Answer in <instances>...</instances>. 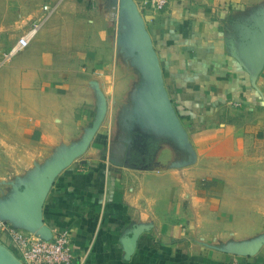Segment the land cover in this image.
<instances>
[{"label":"crops","instance_id":"crops-1","mask_svg":"<svg viewBox=\"0 0 264 264\" xmlns=\"http://www.w3.org/2000/svg\"><path fill=\"white\" fill-rule=\"evenodd\" d=\"M132 1L186 144L118 128V106L138 104L147 80L120 0H0V217L67 229L81 264H264V0ZM48 165L33 227L16 191ZM6 237L5 263L23 264Z\"/></svg>","mask_w":264,"mask_h":264},{"label":"water","instance_id":"water-1","mask_svg":"<svg viewBox=\"0 0 264 264\" xmlns=\"http://www.w3.org/2000/svg\"><path fill=\"white\" fill-rule=\"evenodd\" d=\"M119 10L121 13L125 12L127 19L130 23L132 22L125 39L128 37L129 44H132L133 48L137 50L136 52L139 63L145 68V71H147L145 74L147 80H145V85L143 84L140 96H138L137 99L138 104L143 106L140 120L143 122L142 126L143 128L150 130L173 132L180 136V144L184 146L186 144L185 133L182 130L180 121L164 88L157 57L152 47L150 37L144 29L140 11L132 0H120ZM125 16L124 19L126 20ZM255 45L261 46L259 50V58L261 60H259V64H261L264 61V35L255 43ZM55 173L56 167L48 165L45 168L42 180L36 187L24 185L21 189L16 191V198L20 201H24L26 204V216L30 225L33 227H40L41 225L42 204ZM0 220L9 223L14 227L32 232L29 228H22L10 223L7 218L0 217ZM140 231L139 227L132 229V235L128 240L129 252L135 247L136 238ZM36 235L45 239L51 237L50 234ZM4 252H6V250L0 245V264H6L3 258Z\"/></svg>","mask_w":264,"mask_h":264},{"label":"built area","instance_id":"built-area-1","mask_svg":"<svg viewBox=\"0 0 264 264\" xmlns=\"http://www.w3.org/2000/svg\"><path fill=\"white\" fill-rule=\"evenodd\" d=\"M167 2L168 0H141L140 6L153 11H161L166 7ZM43 9L49 11L50 6L45 4ZM38 25L34 22L29 30L17 38L15 44L5 55L6 59L29 45ZM0 232L8 236L24 264H81L83 262L82 258L75 259L67 229L56 230L50 238L45 239L0 220Z\"/></svg>","mask_w":264,"mask_h":264},{"label":"rangeland","instance_id":"rangeland-1","mask_svg":"<svg viewBox=\"0 0 264 264\" xmlns=\"http://www.w3.org/2000/svg\"><path fill=\"white\" fill-rule=\"evenodd\" d=\"M138 7V6H137ZM140 11L141 9L138 8ZM142 12V11H141ZM124 20V19H123ZM138 77V76H137ZM140 78V77H139ZM142 80V78H141ZM142 86H140V88L142 89ZM139 87L135 90V96H133L135 99V101L138 98V93L141 92V89ZM132 98V97H131ZM130 98V100H131ZM133 101V99L131 100V102ZM141 107V108H140ZM119 110H118V115H119V121H118V128L120 130H125L128 132V130H133V133L136 135L137 133H139V128L142 129L143 126V122L140 121L141 120V116H142V108L143 106H140L139 104H122L120 106H118ZM181 121V120H180ZM132 140H134L132 142V144H138L137 140H141V137H134V136H129ZM151 141V152L153 153L154 150L156 149V144L157 142L154 141L153 139H150ZM155 143V145H154ZM147 144V143H145Z\"/></svg>","mask_w":264,"mask_h":264},{"label":"trees","instance_id":"trees-1","mask_svg":"<svg viewBox=\"0 0 264 264\" xmlns=\"http://www.w3.org/2000/svg\"><path fill=\"white\" fill-rule=\"evenodd\" d=\"M2 234L5 235V238H7L6 234H4L3 232H0V237L2 236Z\"/></svg>","mask_w":264,"mask_h":264}]
</instances>
